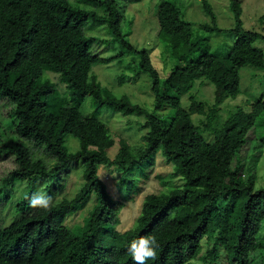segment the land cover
Returning a JSON list of instances; mask_svg holds the SVG:
<instances>
[{"label": "trees", "instance_id": "obj_1", "mask_svg": "<svg viewBox=\"0 0 264 264\" xmlns=\"http://www.w3.org/2000/svg\"><path fill=\"white\" fill-rule=\"evenodd\" d=\"M138 1L0 0V94L14 102L10 114L19 119V136L45 147L52 160L50 169L29 161L20 141L0 146V156L13 155L18 166L2 177L0 198L12 188L14 177L23 178L28 181L27 191L18 206L25 209L29 196L36 193V180L52 182L71 161L81 158L84 162V183L71 198L52 202L50 210L42 209L37 215L0 225V264H135L127 249L132 240L142 236H155L159 244L157 258L147 264H193L198 258L203 264H252L251 246L264 218V187H254L253 173L247 181L239 178L242 164L237 158L249 131L264 124V101H254L249 111L236 108L225 118L220 116L219 105L240 94L242 66L264 69L263 50L254 46L264 35L239 26L233 32L230 50L216 54L210 51L207 37L182 19L173 2L158 0L154 12L158 33L175 61V67L162 79L148 52L134 45L128 38L130 29L123 27V3ZM201 5L210 18L201 31L220 32L209 1L201 0ZM85 20L105 22L112 38L137 57L134 66L151 80V111L102 85L54 25ZM95 39L85 36L74 45ZM48 70L64 85L60 100L53 95L55 84L42 77ZM124 78L120 75L119 83ZM197 81L213 84L211 104L192 94ZM168 88L176 96L167 93ZM183 94L189 95L187 108L178 98ZM86 96L92 98V110L82 114L78 108ZM166 105L172 111L164 123L159 112ZM102 108L122 114L144 113L148 127L144 149L131 151L123 137L117 142L99 117ZM192 113L204 116L201 132L211 136L210 140L200 133ZM68 134L78 140L75 152H69L65 144ZM261 142L264 145V137ZM157 152L172 163L185 184L168 193L145 194L133 225L121 232L116 226L124 203L109 192L98 175V166L113 167L120 184L137 193L134 174L152 164ZM240 192L244 195L240 221L230 233L231 207ZM91 194L94 204L83 221L66 225L65 217L77 212ZM203 240L206 246L212 243L208 249L211 259L202 254ZM218 241L228 250L223 259L214 254Z\"/></svg>", "mask_w": 264, "mask_h": 264}, {"label": "rangeland", "instance_id": "obj_2", "mask_svg": "<svg viewBox=\"0 0 264 264\" xmlns=\"http://www.w3.org/2000/svg\"><path fill=\"white\" fill-rule=\"evenodd\" d=\"M158 0H140L136 3H123L124 30L130 29L129 40L140 49H145L151 63L157 69L160 77L164 79L173 67H175L174 56L169 51L158 33L157 20L155 17V5ZM173 2L182 19L192 25L194 31L202 33L209 42L210 51L216 54H225L232 46L235 28L241 26L244 29L253 30L264 35V0H208L213 12L216 15L217 27L220 32L207 33L201 31L202 24L210 23L209 16L204 12L201 0H170ZM100 12L101 8H97ZM130 21V25L128 24ZM56 31L65 36L71 51L74 55L82 59L87 65L91 74L96 75L100 83L110 88L117 95H127L133 102L141 105L146 111L153 108L154 97L150 89L151 80L147 73L140 71L134 66L137 57L130 54L119 42L112 38V34L105 22L85 20L78 23L62 25L55 23ZM85 36H95L96 39L89 44L82 46L74 45L76 39ZM254 46L263 50L264 39L255 41ZM124 74L122 83H119V76ZM240 89L241 92L236 97H227L219 105L220 116L227 117L236 108L249 111L252 103L256 100L264 101V69L251 64H246L240 68ZM49 78L55 84L54 97L62 98L65 93L64 85L59 82L58 75L50 70L45 71L43 76ZM213 84L207 81H197L192 89V94L196 98L211 104L213 101ZM167 93L176 96L172 89L168 88ZM182 107L187 108L189 95L178 96ZM92 98L86 96L84 102L78 110L82 114H89L92 110ZM56 106L52 109L55 110ZM14 108V102L6 96L0 94V146L9 141H20L26 148V156L29 161H38L50 169L52 160L45 147H39L28 139L21 138L18 134L19 119L11 116L10 112ZM172 108L164 106L159 114L164 123L170 119ZM169 114V115H168ZM100 119L108 127L111 135L118 142L119 137H123L130 150L137 153L145 147L144 135L148 131L145 124L144 113L122 114L110 108L100 110ZM192 120L200 129V133L208 140L212 137L201 132L203 115L191 114ZM264 137V124L252 128L246 138L244 146L241 148L237 163L241 162V171L238 175L244 182L249 176L254 174V187H264V145L261 142ZM65 144L69 152H75L79 143L77 138L68 134L65 137ZM116 147L108 151V155L114 153ZM13 155L0 156V183L4 175L10 174L17 169ZM83 159L71 161L59 175L51 181L48 178L36 180V193H44L52 197V202L63 197L71 198L84 183L83 179ZM98 175L105 181L109 192L116 199L121 200L124 206L119 212L120 223L116 226L119 231H124L131 227L140 212V205L145 194L150 192L168 193L170 190L183 187L185 184L182 175H176L172 163L167 162L161 152H157L155 160L148 165L143 172L136 170L134 174L135 189H125L120 184L119 174L113 167L103 164L98 166ZM12 188L6 192L5 197L0 198V225L5 226L15 218L34 216L41 212L42 208L30 206V199L25 203L26 208L21 209L18 202L27 191L28 181L23 178L14 177ZM48 187V188H47ZM127 191L129 193H127ZM236 197L231 207V218L228 224L230 233L237 229L240 221L239 209L244 200L242 192L236 193ZM224 195L219 196L218 202ZM94 204V194H91L88 201L75 213L68 214L64 223L72 226L83 221ZM203 242L202 254L210 258L208 249ZM226 245L220 241L216 243L214 254L216 258L223 259L227 253ZM252 264H264V218L259 229L256 240L251 246ZM193 264H203L201 258L192 261Z\"/></svg>", "mask_w": 264, "mask_h": 264}, {"label": "clouds", "instance_id": "obj_3", "mask_svg": "<svg viewBox=\"0 0 264 264\" xmlns=\"http://www.w3.org/2000/svg\"><path fill=\"white\" fill-rule=\"evenodd\" d=\"M33 208L50 210L52 197L44 193H34L29 201ZM159 247L155 236H142L132 240L128 245V253L135 264H147L149 260L157 258L156 249Z\"/></svg>", "mask_w": 264, "mask_h": 264}]
</instances>
